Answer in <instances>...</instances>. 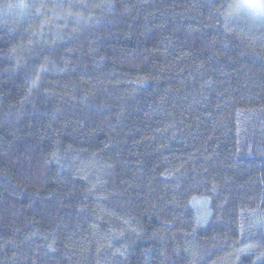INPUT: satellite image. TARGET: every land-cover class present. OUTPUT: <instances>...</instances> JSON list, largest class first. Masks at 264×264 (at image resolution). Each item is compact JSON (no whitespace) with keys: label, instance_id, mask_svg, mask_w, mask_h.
I'll list each match as a JSON object with an SVG mask.
<instances>
[{"label":"trees","instance_id":"obj_1","mask_svg":"<svg viewBox=\"0 0 264 264\" xmlns=\"http://www.w3.org/2000/svg\"><path fill=\"white\" fill-rule=\"evenodd\" d=\"M261 1L0 0V264H264Z\"/></svg>","mask_w":264,"mask_h":264},{"label":"clouds","instance_id":"obj_2","mask_svg":"<svg viewBox=\"0 0 264 264\" xmlns=\"http://www.w3.org/2000/svg\"><path fill=\"white\" fill-rule=\"evenodd\" d=\"M26 5L14 2H5L0 9V16H2L6 21L11 20L13 22H18L23 19V10Z\"/></svg>","mask_w":264,"mask_h":264},{"label":"rangeland","instance_id":"obj_3","mask_svg":"<svg viewBox=\"0 0 264 264\" xmlns=\"http://www.w3.org/2000/svg\"><path fill=\"white\" fill-rule=\"evenodd\" d=\"M238 5L242 9H245L252 13L259 12L262 9L261 0H238ZM203 203L204 202L200 200L196 205L198 210V216L200 217L201 220H205L207 214V208Z\"/></svg>","mask_w":264,"mask_h":264}]
</instances>
